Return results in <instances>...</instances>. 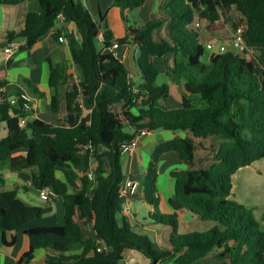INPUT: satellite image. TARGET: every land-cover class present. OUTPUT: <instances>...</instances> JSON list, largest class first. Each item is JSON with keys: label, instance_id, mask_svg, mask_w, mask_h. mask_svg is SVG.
<instances>
[{"label": "trees", "instance_id": "1", "mask_svg": "<svg viewBox=\"0 0 264 264\" xmlns=\"http://www.w3.org/2000/svg\"><path fill=\"white\" fill-rule=\"evenodd\" d=\"M23 1H37L39 12L28 13L23 30L8 33L6 44L23 38L24 49L30 50L61 13L74 23L80 36L65 37L81 78L65 93L66 117L60 123L34 119L20 127L21 105L13 106L0 96V121L7 128L6 137L0 140V163H8L11 171L33 168L31 186L36 190L51 188L62 199L63 223L24 230L29 248L18 264L30 262L39 249L53 253L46 256L49 264H123L125 250L138 252L147 264H158L170 256L176 264H194L206 258L226 260L225 264H264V230L250 211L233 200L237 174L264 160V0H167L162 16L126 29L122 38L112 42L137 46V71L144 80L137 87L119 59L96 50L100 23L93 21L80 3L0 0V4L14 8ZM144 1L112 0V6L132 10ZM231 9L241 16L233 30H241L250 52L240 55L227 50L204 59L212 29L223 27L221 12ZM163 27L166 39L160 35ZM110 44L104 40L103 49ZM158 59L171 84L180 91L177 109H165L162 104L169 96V85H154L159 75ZM68 78L63 64L50 65L52 112L58 107L59 86ZM79 97L92 108L87 115L82 114ZM144 128L189 132L188 137L154 147L142 179L143 193L132 197L156 210L161 155L174 152L189 165L187 170L171 173L175 181L169 200L173 213L157 217L159 223L172 229L169 248L157 249L146 235L134 232L126 220L116 217L121 205L118 186L123 179L119 147ZM206 138H212L209 147L215 162L200 168L194 153L204 147L200 140ZM20 149L26 150L25 156L14 157ZM56 168L67 169L72 178L80 174V188L69 191L56 177ZM90 171L92 180L87 177ZM0 199L8 204L0 206V234L3 244L10 247L15 233L41 217L42 210L25 205L15 192L1 193ZM187 212L212 226L179 234V213ZM5 233L10 234L9 241L4 239ZM99 242L109 248L107 252L96 251ZM75 249L80 251L73 252Z\"/></svg>", "mask_w": 264, "mask_h": 264}, {"label": "crops", "instance_id": "2", "mask_svg": "<svg viewBox=\"0 0 264 264\" xmlns=\"http://www.w3.org/2000/svg\"><path fill=\"white\" fill-rule=\"evenodd\" d=\"M73 1L80 3L88 11L92 20L100 23L99 36L102 41L99 42L97 40V42L101 44L104 40L106 43L110 44L114 40L122 38L125 35L126 29L131 28L130 25L123 22L121 23L120 21V19H123V12H127L128 15L131 13V10L125 9L122 11L120 8H115L113 6L115 8L112 12L114 18L111 19L109 13L111 10L109 8L111 7L103 5V0ZM166 2L167 0H145L143 5L136 8L135 14L131 16L133 22L132 28L143 24L153 16H162ZM101 8L103 14L102 22L100 21ZM39 9L37 1H23L14 8L0 4V96L9 100L21 92H28L34 96L35 99L33 113L29 116L28 121L39 119L45 123H60L66 117L65 93L69 91L73 85H77L73 76H78V80L81 78L77 67L72 62L70 49L65 37L66 34H74L76 38L79 39L80 36L78 35L74 23L65 19L57 20L55 25L30 50L24 49L23 38H15L10 44H6L7 34L10 32L17 33L22 31L27 14L38 13ZM232 11L235 12L237 20L230 16ZM226 13H228L227 18H223L221 15L220 21L223 23V27L215 28L214 30L212 29L211 38L208 42L215 44L218 43V39L220 38L218 35L224 31L230 35L231 29H233V24L241 19V16L234 9H231ZM125 18L127 21V17ZM55 35L58 38H63L64 41L56 40ZM160 35L164 39L167 38V32L164 27L160 30ZM109 46H111V44ZM117 51L119 60L129 70L132 80H134V78L140 79L141 81H139L138 84H142V76L137 71L136 65V59L138 56L137 46L135 44H127L121 46ZM99 52H109V47L104 50L102 46ZM234 53L239 54L238 52ZM160 62V59L155 60L159 69V75L162 76V80L158 84H168L169 91L171 89V93L175 96L173 101L168 96L162 104L163 106L170 104L171 106H176V108L171 107L172 109H177L181 105L180 91L177 86L171 84L165 71L161 68ZM56 64H63L65 67V74L70 76V78L67 79V82L62 83L59 86L57 91L59 97L58 107L56 112H52L49 105L52 102L53 91L49 87L48 78L50 74V65ZM134 86L137 87L138 85ZM31 87L37 90L38 95L34 93V90L31 89ZM139 102L140 100H138V104ZM78 103L83 115L90 113L92 108L87 103L86 99L79 97ZM131 112L134 115L137 114L135 108H133ZM129 132L131 133L132 131ZM6 135V124L5 122L0 121V140L6 137ZM188 136V131L181 130L169 131L158 129L150 131L147 135L140 136L137 139V146L132 156L120 155L123 179L130 177L140 183L137 195L143 193L142 179L151 161V153L154 147L162 142H168L176 138H185ZM200 141L204 147H198L195 150V162L198 167L205 168L215 162L213 153L209 147L213 141L212 138L201 139ZM25 154L26 150L20 149L15 151L13 156H25ZM256 165L255 162L252 167L243 169L238 174H241L246 178H251L254 175V171L259 174L262 169H264V166L260 167ZM92 166H94V162H92ZM188 168L189 165L182 161L176 153L167 152L162 154L159 158L157 167L155 193V198L157 199L156 210L152 205L143 200L132 198L129 202L131 217L127 219L118 213L116 215L118 221L123 219L126 220L133 231L138 234L154 235V241L157 246H159L158 244L164 240L165 245L163 247L159 246L160 249L169 248L167 241L171 235L172 229L167 225L159 223L157 217L158 214L169 215L173 213V208L170 206L169 200L174 194L175 181L172 178L171 173L174 171L187 170ZM254 168H256V170H254ZM33 171V168L23 169L21 171H11L8 163H0V194L15 192L16 198L22 201L25 205L39 207L42 211L44 210L50 215L49 221H51V223H49L48 226H59L63 223L62 199L59 196H56L48 202L41 200L38 190L31 186L30 179ZM55 175L59 180L68 185L69 191L71 192L78 190L81 186L80 174L78 173L77 178H72L67 169L56 168ZM0 206L8 207V204L0 199ZM145 215H147L149 219H146ZM139 219L142 221H139ZM34 220L35 219L23 225L15 233V241L10 247L3 244L2 235L0 234V264H18L22 254L29 248V241L24 234V230L45 226L35 223ZM196 221L197 220H195L189 212L179 213L177 219L178 227L180 223H195ZM180 234L183 233L180 232ZM4 239L9 241L10 234L5 233ZM79 251V249H75L73 252ZM133 253H135L136 256H134L135 254L133 255ZM47 255H53V253L51 251L39 249L35 252L34 258L30 262L22 264H44ZM125 256H134L137 257L134 261H139L143 264L148 263V260L134 250H125L124 258ZM134 261H132V263Z\"/></svg>", "mask_w": 264, "mask_h": 264}, {"label": "rangeland", "instance_id": "3", "mask_svg": "<svg viewBox=\"0 0 264 264\" xmlns=\"http://www.w3.org/2000/svg\"><path fill=\"white\" fill-rule=\"evenodd\" d=\"M110 4V5H109ZM103 5H108L111 19L114 18V14L112 13L114 8L112 6V0H103ZM117 10V9H116ZM135 14V9L131 10V13L127 15V12H123V19H120L121 23H125L130 25V27H133V22H132V15ZM227 14L225 11L221 12V15L223 18H227ZM230 16L237 20V17L235 15V12L232 11L230 13ZM127 17V21L126 18ZM235 31L231 29V33H234ZM220 38L218 39V43H216L215 50L218 49L219 44H223L228 51H234L238 52L240 55L242 53L232 47L231 44V39L230 35L227 34L226 31L219 33L218 35ZM222 37V38H221ZM95 48L97 51H99L102 48V44L95 41ZM209 56V52L205 49L204 50V59H206ZM162 80V76L159 75L157 76V79L154 83V85L159 86L160 81ZM140 79L134 78L133 84L134 85H142L144 84V80L142 79V84H138ZM169 98L173 101L175 99V96L171 93V89L169 91ZM178 102V99H177ZM176 108V106H171L170 104H167V106H164L165 109H172ZM256 166H264V160L256 162ZM256 170V168H254ZM91 172V171H90ZM92 173V172H91ZM233 200L237 203H240L243 205L248 211H250L252 217L259 223V227L261 230H264V169L258 174V172L254 171V175L251 178H246L241 174H238L235 179V197ZM63 217V215H62ZM146 219H149L147 215H145ZM152 217V216H151ZM50 220V215L46 211H42V216L39 218H35V223H39L42 225H45L44 227H49L48 224L51 223ZM139 221H142L139 219ZM212 226L211 222H204V221H196L195 223H180L179 227H177V232L180 234L181 233H189V232H201L208 230ZM180 231V232H179ZM146 235V234H144ZM147 238L150 240V242L157 248L160 249L159 246L163 247L165 245L164 240L158 244L159 246L156 245L154 241V235L152 234H147ZM163 239V238H162ZM163 244V245H162ZM135 253H133L134 255ZM136 256V254L134 255ZM134 256H125L123 264H143L139 261H134L136 260L137 257ZM132 261H134L132 263ZM227 261L226 260H220V259H212V258H206L204 260H200L194 264H225ZM158 264H176L174 261V257H168L167 259L159 262Z\"/></svg>", "mask_w": 264, "mask_h": 264}, {"label": "built area", "instance_id": "4", "mask_svg": "<svg viewBox=\"0 0 264 264\" xmlns=\"http://www.w3.org/2000/svg\"><path fill=\"white\" fill-rule=\"evenodd\" d=\"M59 19H64L61 13H59L57 16V20ZM196 25L198 26V24ZM234 31H235L234 33L230 34L232 47L238 49L242 54L245 51L250 52V50L246 48V46L242 41L241 30L239 31L234 30ZM58 40L64 41L63 38H59ZM97 40L99 42L102 41L99 35L97 36ZM215 46L216 44L211 42L205 44V48L209 53H224L225 51H227L223 44L218 45L217 50H215ZM119 48H121V46L117 42L112 43L111 46L109 47V52L117 59H119V55L117 51ZM73 79L77 83L79 82L78 76L76 75L73 76ZM7 101H9V103L13 106H17L18 104L21 105V110L23 112V115L18 118V125L20 127H24L28 122L29 116L33 113L34 103H35L34 96L29 94L28 92H21L17 96H14ZM149 132L150 130L146 128L141 129L130 140L121 143L119 147L120 155L132 156L137 146V139L140 136L147 135ZM87 177L89 180H92V173L89 172L87 174ZM139 186H140L139 181L134 180L130 177L122 179V181L118 186V198L121 201L119 213L127 219L131 217L129 202L132 199V197L137 193ZM38 194L40 199L45 202L51 201L54 197L57 196L55 195V193L51 188L40 189L38 190ZM108 249L109 248L102 242H99L96 245V251L99 253L107 252ZM44 264H49V263L45 261Z\"/></svg>", "mask_w": 264, "mask_h": 264}]
</instances>
